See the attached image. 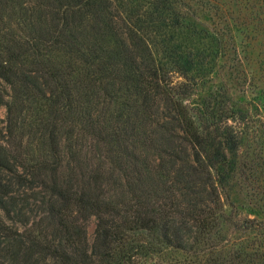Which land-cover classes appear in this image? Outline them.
I'll list each match as a JSON object with an SVG mask.
<instances>
[{
	"label": "trees",
	"instance_id": "1",
	"mask_svg": "<svg viewBox=\"0 0 264 264\" xmlns=\"http://www.w3.org/2000/svg\"><path fill=\"white\" fill-rule=\"evenodd\" d=\"M262 39L264 0H0V264H264Z\"/></svg>",
	"mask_w": 264,
	"mask_h": 264
},
{
	"label": "rangeland",
	"instance_id": "2",
	"mask_svg": "<svg viewBox=\"0 0 264 264\" xmlns=\"http://www.w3.org/2000/svg\"><path fill=\"white\" fill-rule=\"evenodd\" d=\"M252 49H256L255 50V55L253 54V56L254 57H256V55H257V50H259V52L260 53H262V52H264V41H263V39L260 41V42H258V44H257V42H255V44H254V47L252 48ZM252 57V56H251ZM261 57V56H260ZM254 59H256V60H259L258 59V57L257 58H254ZM229 64H231V63H227V65H229ZM231 74V73H230ZM232 75V74H231ZM232 76H234V75H232ZM237 76V75H236ZM235 78V77H234ZM250 81V80H249ZM249 81L248 82H246V84H244V86L246 87L247 85H248V83H249ZM2 85L10 92L11 90H10V88H9V86L7 85V84H5V83H2ZM258 86H264V84H262V83H258L257 84V87ZM253 88V86L249 89V91L251 90ZM248 91V92H249ZM254 91V90H253ZM247 100H250L251 102H254V103H258V101L256 100V98H255V92L254 93H252V94H250L248 97H247ZM6 118V109H5V107L4 106H0V126H2L3 124H4V122H3V120ZM256 122V118H253L252 119V121H250L249 122V125H254V126H257L259 123H255ZM263 126V125H262ZM27 138V136H25V138L23 139L24 140V142L27 140L26 139ZM257 151V148H255V146H253V147H251V149H249V150H247V151H244V153L243 154H245V155H248V154H250V153H255ZM2 214V213H1ZM242 214H246V212H242ZM94 227H95V218L94 217H91L89 220H88V223H87V234H88V240H89V242H91L92 241V239H93V234H94Z\"/></svg>",
	"mask_w": 264,
	"mask_h": 264
}]
</instances>
